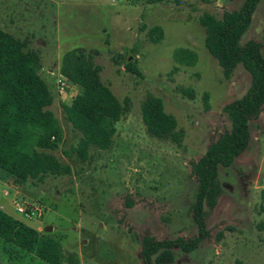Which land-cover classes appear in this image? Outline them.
I'll list each match as a JSON object with an SVG mask.
<instances>
[{
  "label": "rangeland",
  "instance_id": "1",
  "mask_svg": "<svg viewBox=\"0 0 264 264\" xmlns=\"http://www.w3.org/2000/svg\"><path fill=\"white\" fill-rule=\"evenodd\" d=\"M243 2L0 0V30L25 41L40 57L39 73L54 96L49 109L61 128L53 154L72 169L67 176L25 183L0 170V209L16 222L0 239V264H44L18 247L30 229L60 242L61 264H143V238L197 235L192 163L230 130L223 108L251 83L241 65L224 76L204 46L199 19L205 14L221 19ZM154 28L161 31L158 42L149 37ZM247 41L258 43L264 56V0L241 44ZM75 48L94 53L101 82L119 102L128 101L111 147L90 148L87 161L75 153L81 134L63 111L80 89L69 83L60 91L57 85L62 56ZM178 49L192 51L196 63L178 64L173 57ZM148 97L160 99L176 120L179 143L147 132L141 107ZM250 133L244 153L230 168L218 170L221 193L215 207L204 208L208 237L189 254L175 251L173 264H264V109L251 121Z\"/></svg>",
  "mask_w": 264,
  "mask_h": 264
},
{
  "label": "trees",
  "instance_id": "2",
  "mask_svg": "<svg viewBox=\"0 0 264 264\" xmlns=\"http://www.w3.org/2000/svg\"><path fill=\"white\" fill-rule=\"evenodd\" d=\"M148 5L171 0H144ZM211 3L213 0H201ZM262 0H244L239 10L226 12L221 19L205 14L199 19L206 36L204 46L228 78L237 65L250 76V87L238 100L223 108L231 128L212 143L205 154L192 163V173L198 187L193 205L197 235L193 238L157 240L145 237L141 242L143 264H173L175 251L189 254L208 237L204 222V208L215 207L221 193L217 182L219 168H230L248 148L251 121L258 119L264 109V56L254 41L241 44L249 30L253 15ZM157 35V38L154 36ZM161 31L154 28L149 37L160 40ZM94 53L83 48L72 49L62 56L59 73L80 89L69 105L63 106L66 120L81 134L75 150L87 161L89 150L105 151L113 143L115 124L127 110V100L119 102L110 88L101 82L100 67L94 63ZM174 60L184 66L196 63L195 54L178 49ZM131 72H136L128 64ZM40 57L28 50L27 43L0 30V170L20 183L42 181L46 176L61 177L72 172L68 164L54 156L61 140V128L49 109L54 96L39 73ZM147 132L156 138L170 137L179 143L182 132L177 122L165 113L160 99L148 97L141 107ZM264 203V189L260 194ZM15 220L0 209V239L10 235ZM19 249L44 264H61L60 242L51 235L28 230L18 242ZM236 264H241L237 262Z\"/></svg>",
  "mask_w": 264,
  "mask_h": 264
},
{
  "label": "built area",
  "instance_id": "3",
  "mask_svg": "<svg viewBox=\"0 0 264 264\" xmlns=\"http://www.w3.org/2000/svg\"><path fill=\"white\" fill-rule=\"evenodd\" d=\"M68 84H69L68 80H67L65 77H63L62 75H59V78H58V80H57V85H58L59 90H60V91L65 90V87H66ZM17 211H18L19 213H22V214H24L25 216L28 217V215L24 213V209H23V208H21V207H17Z\"/></svg>",
  "mask_w": 264,
  "mask_h": 264
},
{
  "label": "water",
  "instance_id": "4",
  "mask_svg": "<svg viewBox=\"0 0 264 264\" xmlns=\"http://www.w3.org/2000/svg\"><path fill=\"white\" fill-rule=\"evenodd\" d=\"M45 231H51V227H47L46 229H45Z\"/></svg>",
  "mask_w": 264,
  "mask_h": 264
},
{
  "label": "crops",
  "instance_id": "5",
  "mask_svg": "<svg viewBox=\"0 0 264 264\" xmlns=\"http://www.w3.org/2000/svg\"><path fill=\"white\" fill-rule=\"evenodd\" d=\"M59 71V70H58ZM59 75H60V73H59ZM41 76V75H40ZM42 78V77H41Z\"/></svg>",
  "mask_w": 264,
  "mask_h": 264
}]
</instances>
